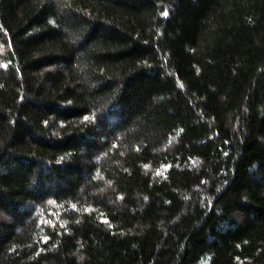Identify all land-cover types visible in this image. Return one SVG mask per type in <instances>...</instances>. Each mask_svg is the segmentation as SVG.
Returning a JSON list of instances; mask_svg holds the SVG:
<instances>
[{
    "label": "trees",
    "instance_id": "obj_1",
    "mask_svg": "<svg viewBox=\"0 0 264 264\" xmlns=\"http://www.w3.org/2000/svg\"><path fill=\"white\" fill-rule=\"evenodd\" d=\"M0 264H264V0H0Z\"/></svg>",
    "mask_w": 264,
    "mask_h": 264
},
{
    "label": "snow or ice",
    "instance_id": "obj_2",
    "mask_svg": "<svg viewBox=\"0 0 264 264\" xmlns=\"http://www.w3.org/2000/svg\"><path fill=\"white\" fill-rule=\"evenodd\" d=\"M165 15H167V13H164ZM158 174H160V173H158Z\"/></svg>",
    "mask_w": 264,
    "mask_h": 264
}]
</instances>
